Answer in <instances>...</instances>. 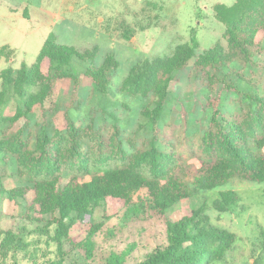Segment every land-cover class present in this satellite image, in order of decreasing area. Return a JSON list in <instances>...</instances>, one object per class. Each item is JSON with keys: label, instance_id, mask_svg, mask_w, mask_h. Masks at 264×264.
Segmentation results:
<instances>
[{"label": "trees", "instance_id": "16d2710c", "mask_svg": "<svg viewBox=\"0 0 264 264\" xmlns=\"http://www.w3.org/2000/svg\"><path fill=\"white\" fill-rule=\"evenodd\" d=\"M213 15L224 26L225 46L217 42L197 54L200 43L193 33L171 55L136 63L118 85L116 94L147 102L140 114L149 124V135H141L137 128L125 143L114 114V123L107 125L105 119L96 120L98 112L104 118L107 114L96 111L83 127L71 117L83 100L80 79L70 72V64L74 59L94 60L97 48L80 52L59 44L56 35L49 33L31 65L21 63L18 69L9 66L0 71V221L6 216L3 202L9 201L22 206L18 216L24 222L16 231L0 230V264H19V255L30 264H38L39 257L45 258L41 264H66L75 251L86 264H216L225 260L237 238L211 223L205 198L235 179L264 182V65L257 61L264 53V0L216 4ZM120 31L126 41L133 36L124 23ZM192 59L189 81L194 108H200L208 120L189 135L190 118L182 104L180 109L171 108L165 126L159 124L171 83ZM117 68L108 55L101 66L90 64L84 76L94 91L106 95ZM61 87L59 101L46 107ZM10 98L17 106L7 117L3 111ZM123 107L128 109L127 103ZM36 111L40 121L31 118ZM178 112L183 115L180 124H176ZM60 114L65 122L62 129L54 123ZM12 159L16 176L26 185L6 189L4 178ZM193 196H203L199 207L177 221L168 219L175 205ZM238 200L235 192L221 191L211 206L225 213ZM98 209L102 211L99 223L94 218ZM113 219L119 228L163 220L165 244L132 263L127 262L129 250L97 257L96 237L104 222ZM26 224L34 225L33 230ZM75 226L84 234L79 242L71 236ZM29 234L39 237L44 249L36 239L29 241ZM113 236L109 230L108 238ZM51 246L54 252L49 257Z\"/></svg>", "mask_w": 264, "mask_h": 264}, {"label": "rangeland", "instance_id": "374dc122", "mask_svg": "<svg viewBox=\"0 0 264 264\" xmlns=\"http://www.w3.org/2000/svg\"><path fill=\"white\" fill-rule=\"evenodd\" d=\"M233 3L234 0H0V71L9 66L18 69L21 63L31 65L49 33L56 35L59 44L73 46L80 52L97 48L94 60L81 62L74 59L70 64V72L80 79L79 95L83 100L79 110L71 111V117L83 127L96 111L107 114L105 118L101 112L96 114V120L105 119L107 125L114 123L111 116L114 114L118 117L125 143L137 128L141 135H149V124L140 114L147 102L116 94L118 85L129 70L140 61L171 55L178 44L188 43L193 33L200 43L197 54L212 48L217 42L225 46L224 26L214 18L213 6H231ZM121 23L133 31L129 41L121 37ZM108 55L113 56L118 68L108 94L102 95L94 91V86L84 73L90 64L101 66ZM194 61L192 59L186 70L178 74L177 81L171 83L160 127L169 122L171 108L180 109L181 104L189 114V135L196 133L200 124L206 125L208 119L200 108H194L195 100L191 92L189 72ZM257 61L264 65V53ZM63 91L62 87L57 89L54 97L46 102V107L58 102ZM123 103H127L128 109H124ZM16 106L17 101L10 98L3 115H13ZM181 114H175L176 124L181 123ZM31 118L40 121L38 111ZM54 123L60 129L64 127L61 114L54 118ZM15 170V161L12 159L6 169L7 177L4 178L6 189L26 185L16 176ZM226 190L236 193L238 204L229 212L220 213L212 208L211 203L218 198L219 192ZM27 197L31 199L32 192H28ZM202 200L203 196H193L175 205L168 213V219L177 221L189 215L202 204ZM205 201V214L211 223L234 233L237 238L225 260L216 264H264V237L261 236L264 233V182L235 179L223 188L207 193ZM2 206L6 216L0 221V230L16 231L24 225L18 216L23 212L20 204L4 201ZM94 218L98 223L102 221L100 209L96 210ZM33 228L34 225H27L29 231ZM109 230L114 235L110 239ZM165 233L164 221L159 219L130 223L125 228H119L115 219L104 222L96 237L97 257L107 256L111 251L119 253L129 250L127 262L138 261L151 250L165 244ZM71 236L77 242L84 238L76 226L72 228ZM27 239H36L40 242L38 246L44 249L42 240L35 234H29ZM49 249L52 253L49 257H52L54 246ZM66 251H69V247H66ZM18 260L19 264H30L20 255ZM44 260L39 257L36 263L41 264ZM66 264L86 263L81 253L75 251L70 252Z\"/></svg>", "mask_w": 264, "mask_h": 264}]
</instances>
